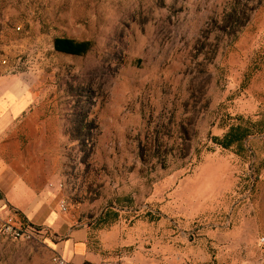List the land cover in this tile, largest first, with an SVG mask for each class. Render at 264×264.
<instances>
[{
  "label": "rangeland",
  "instance_id": "obj_1",
  "mask_svg": "<svg viewBox=\"0 0 264 264\" xmlns=\"http://www.w3.org/2000/svg\"><path fill=\"white\" fill-rule=\"evenodd\" d=\"M247 3L248 24L229 36L226 14ZM257 4L0 0V78L33 84L21 143L26 157L32 144L50 145L67 226L88 233L84 264H264ZM57 37L93 47L62 54ZM239 125L254 133L241 147L213 142ZM50 235L0 239V264H55L66 236Z\"/></svg>",
  "mask_w": 264,
  "mask_h": 264
},
{
  "label": "crops",
  "instance_id": "obj_2",
  "mask_svg": "<svg viewBox=\"0 0 264 264\" xmlns=\"http://www.w3.org/2000/svg\"><path fill=\"white\" fill-rule=\"evenodd\" d=\"M37 99L26 76L0 78V212L14 216L18 223L40 227L57 239L64 238L65 231L66 240L54 244L55 252L73 264H84L89 254L88 233L67 226L58 201L61 190L50 186L62 181L59 163L53 164L55 159L46 155L50 145L36 142L26 157L27 146L21 143L17 125L34 119L36 112L31 110ZM57 147L53 151L58 153Z\"/></svg>",
  "mask_w": 264,
  "mask_h": 264
},
{
  "label": "trees",
  "instance_id": "obj_3",
  "mask_svg": "<svg viewBox=\"0 0 264 264\" xmlns=\"http://www.w3.org/2000/svg\"><path fill=\"white\" fill-rule=\"evenodd\" d=\"M249 1L256 0H247V2ZM262 2L263 0H258L257 5L261 4ZM239 6V4L234 6L224 18L225 23L222 29L226 31L229 36H236L237 33L242 28H244L250 20V16L246 14L245 11L248 8V3L242 5L243 9H239ZM92 47L93 44L90 41H76L74 39L65 37H57L54 40L55 51L72 56H84L89 51H91ZM253 134L252 128L250 127H243L240 125L232 126L230 130L224 135V137H214L213 142L218 145H222L224 148H229L234 145L241 147L243 142Z\"/></svg>",
  "mask_w": 264,
  "mask_h": 264
},
{
  "label": "built area",
  "instance_id": "obj_4",
  "mask_svg": "<svg viewBox=\"0 0 264 264\" xmlns=\"http://www.w3.org/2000/svg\"><path fill=\"white\" fill-rule=\"evenodd\" d=\"M66 207L63 206V211ZM46 236L44 230L40 227L31 224L18 223L16 218L12 215H6L0 212V239L5 240H21L32 239L35 237ZM55 264H73L63 256L57 254L54 257ZM96 264V263H91Z\"/></svg>",
  "mask_w": 264,
  "mask_h": 264
}]
</instances>
